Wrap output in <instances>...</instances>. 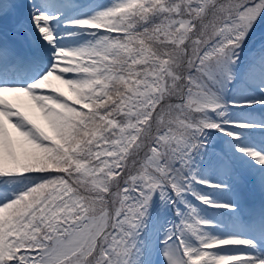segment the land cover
Wrapping results in <instances>:
<instances>
[{"label": "snow or ice", "instance_id": "1", "mask_svg": "<svg viewBox=\"0 0 264 264\" xmlns=\"http://www.w3.org/2000/svg\"><path fill=\"white\" fill-rule=\"evenodd\" d=\"M0 264H264V0H0Z\"/></svg>", "mask_w": 264, "mask_h": 264}, {"label": "rangeland", "instance_id": "2", "mask_svg": "<svg viewBox=\"0 0 264 264\" xmlns=\"http://www.w3.org/2000/svg\"><path fill=\"white\" fill-rule=\"evenodd\" d=\"M24 103H25V106L28 110H31L32 112H36L38 114V116L40 117L38 110L30 108V103H31L30 101L25 100ZM40 119H41V117H40Z\"/></svg>", "mask_w": 264, "mask_h": 264}]
</instances>
